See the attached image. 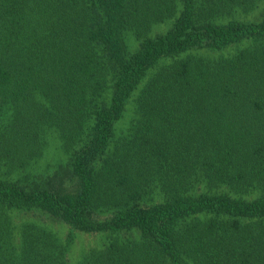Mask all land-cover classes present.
<instances>
[{
	"label": "trees",
	"instance_id": "16d2710c",
	"mask_svg": "<svg viewBox=\"0 0 264 264\" xmlns=\"http://www.w3.org/2000/svg\"><path fill=\"white\" fill-rule=\"evenodd\" d=\"M2 111L0 264H264V0H0ZM48 132L74 191L4 177ZM32 210L111 236L70 263Z\"/></svg>",
	"mask_w": 264,
	"mask_h": 264
},
{
	"label": "rangeland",
	"instance_id": "374dc122",
	"mask_svg": "<svg viewBox=\"0 0 264 264\" xmlns=\"http://www.w3.org/2000/svg\"><path fill=\"white\" fill-rule=\"evenodd\" d=\"M241 17H246L251 20L259 19L257 12L251 13L250 15L247 14L246 16L242 15ZM171 23L172 20L170 19L163 23L154 25L151 34L154 35L164 32L171 26ZM124 37L127 45V54H131L138 48L139 40H137L135 36L128 31H125ZM195 52L200 53L201 55H208L212 53L205 52L203 50ZM132 107L131 103L127 105V110L117 123L118 127L115 131V139L124 132L123 130H126L133 119L134 115L132 116ZM7 117L4 111L0 112V123L5 122ZM77 147H79V144L76 145V148ZM72 152L73 151L71 149H65L57 133L48 132L47 144L44 146L41 155L30 160L26 167L15 169L11 173H6L4 174V177L10 180H17L23 185L32 186L35 184L44 185L48 179L57 176V179L53 183L54 185L60 184L65 191H74V181L70 179V175L66 170L69 165ZM2 170L5 171L6 167L3 166ZM99 215L100 218L106 216V214ZM14 216L17 219L29 217L40 221L50 227L62 241L70 239L71 247L68 255L70 263H74L82 255V253L88 251L89 249L102 247L111 236L108 232H84L74 229L63 223L58 218L51 217L48 214L37 210L19 211L16 212ZM134 233H123V237L132 238L136 235Z\"/></svg>",
	"mask_w": 264,
	"mask_h": 264
}]
</instances>
